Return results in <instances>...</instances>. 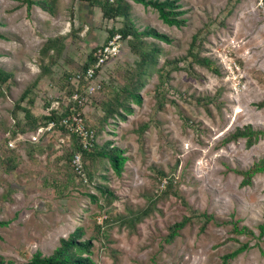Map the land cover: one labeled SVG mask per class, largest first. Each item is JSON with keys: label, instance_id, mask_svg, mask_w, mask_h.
I'll list each match as a JSON object with an SVG mask.
<instances>
[{"label": "rangeland", "instance_id": "obj_1", "mask_svg": "<svg viewBox=\"0 0 264 264\" xmlns=\"http://www.w3.org/2000/svg\"><path fill=\"white\" fill-rule=\"evenodd\" d=\"M179 2L186 10L182 27L167 25L152 8L130 1L138 29L150 26L172 39L170 43L155 40L167 52L158 58L156 67L165 57L185 55L193 34L203 29L201 55L214 61L218 73L197 64L189 68V61H182L180 70L170 73V86L163 87L165 105L158 109L154 97L158 78L153 72L139 91L141 101L131 102L133 111L126 119L111 122L95 137L99 144L111 140L128 157L119 177L107 165L103 171L107 179L97 180L118 196L111 206L99 209L88 196L96 194L93 185L67 175L66 159H58L68 150L69 134L43 130L37 142L42 152L28 157L19 150L17 166L10 172L1 158L6 147L17 144L16 140L5 144L6 128L13 122L10 109L39 73L38 50L44 40L68 33L73 22L79 30L76 37L67 38L66 54L80 64L104 42L108 29L120 27L121 18H103L99 8L79 0H55L52 13L37 6L27 11L22 0H0V32L5 36L0 38V67L10 69L15 80L8 96H0V220L8 221L0 227V254L5 259L21 264L36 250L50 254L59 237L82 226L83 239L92 237V258L97 264H220L224 253L245 242L248 249L229 264H264V236L256 238L258 224L264 222V172L245 186L240 185L242 176L236 172L264 154V136L249 148L244 139L221 143L236 127L249 124L264 130V106H256L264 101V0ZM122 43L120 55L104 64L98 74L100 83L109 84L105 96L112 88V71H121L136 59L127 42ZM58 63L53 67L54 77L65 67L75 69L62 60ZM39 88L35 112L57 107L56 101L48 107L44 104L59 95L57 87L44 79ZM192 95L211 100L204 106ZM67 102L64 98L63 103ZM81 110L90 126L99 125L103 113L98 102L90 99ZM140 123L147 125L141 136L137 132ZM160 170L168 176H161ZM61 177H67L66 187L59 182ZM53 178L59 179L57 186L52 185ZM168 178L171 191L157 199L151 215L133 229L118 226L116 215L125 212L126 201L134 208L147 207L167 187ZM204 212L214 218L202 231ZM189 216L191 221L166 242L169 224ZM234 221L249 227L254 236L233 233L230 222ZM98 226L99 234L95 233Z\"/></svg>", "mask_w": 264, "mask_h": 264}, {"label": "trees", "instance_id": "obj_2", "mask_svg": "<svg viewBox=\"0 0 264 264\" xmlns=\"http://www.w3.org/2000/svg\"><path fill=\"white\" fill-rule=\"evenodd\" d=\"M88 4L91 7H97L100 9L101 16L106 19L121 18V25L118 28L108 29V34L103 43L107 42L114 34H120L121 40H125L130 52L136 56L132 64H127V67H123L121 71L115 69L112 71L110 77L111 90L108 93L109 96H105L104 92L109 88V84L99 82V87L94 89L89 95V100L92 99L94 103L98 102L102 111V115L99 118V125L90 126L83 117L84 126L93 131V137L90 140L89 148L84 147L83 139L75 132H69L68 129L62 123V118L72 116V114L81 112V107L78 106L72 96L76 93L83 95L84 88L90 84L91 80L86 76V72L89 68L94 69V73L97 75L103 70L101 66L95 67L97 58L94 55L96 47L89 51L87 57L83 63L77 64L73 62V59L69 54H66L67 38L69 36H77L78 28H75L73 22H71L70 31L66 34H56L54 36L47 37L38 50V75L28 83L20 95L12 103L10 109V118L13 122L8 127V137L5 140V144L11 140H16V146L6 147L5 152L2 155L1 161L5 165L7 172L12 171L17 166L19 160V150H24L28 157L32 156L35 152H42L43 149L39 148L37 141H32L29 138L19 139L20 135H26L29 132H34L40 126H47L52 122L51 130H59L61 132L70 135V143L67 145L66 150L61 156L65 158L64 166L67 168V175H74L78 178L79 183L84 180L88 184H92L96 190V194L88 193V196L99 207L104 209L111 206L114 200L118 199V196L114 191L106 184L99 183L97 180H106L107 175L103 173L106 166L109 165L118 177L124 171V164L128 157L124 154L125 150L113 144L111 140H107L102 144L96 142L95 137L101 133L104 127L115 120H125L127 115L133 111L131 102H140L141 96L139 91L143 88L147 78L153 73H157L158 81L154 87V97L158 99V109H162L165 105L166 91L163 89L165 85L170 86L169 80L171 78L170 73L174 70H180L179 65L182 61H189V68L194 64L208 68L218 73V66L214 61L206 56H202L201 52L204 51L203 42L205 41V34L202 35L203 29H199L193 34L189 43V47L185 55L179 57H165L161 66H157L158 58L167 54L159 42L155 40L170 43L172 39L164 32H160L153 27L144 26L142 29H138L131 16V3H140L145 8H152L156 11L158 18L167 25H174L182 27L186 23V19L183 15L186 10L183 9V5L179 0H79ZM25 4L27 11L32 6H37L41 10L52 13L55 0H22ZM70 16L72 14V8L69 7ZM73 15V14H72ZM81 28V27H80ZM0 38L4 39L5 36L0 32ZM152 39V40H150ZM64 63L72 64L75 69L68 68L63 69L61 75L54 77L53 67L58 65L60 61ZM79 75L77 85L73 83V77ZM49 79L50 83L57 87L60 91L57 97L47 98L44 104L48 107L53 101L58 103L57 107L50 108L46 113L35 112L37 106V94L40 89L41 81ZM15 83L14 74L9 69L0 67V96L3 98L8 96L10 87ZM64 98H67V104L63 103ZM199 104L207 106L210 97H195L192 95ZM257 107H263L264 101L256 103ZM21 114V116H20ZM146 123H140L137 132H140L146 127ZM95 131V134H94ZM264 136V130L253 129L251 125H244L242 127H236L234 131L228 133L223 137L221 143L236 142L239 139L245 140V147L249 148L255 144L260 137ZM12 147V148H11ZM46 148H50L46 145ZM75 153L80 154L82 171L84 176L76 170L75 165L72 163V158ZM69 171V172H68ZM238 174L242 176L240 181L241 186L251 184L253 177L256 174L264 172V154L255 160L247 169L237 170ZM159 174L163 177H167V173L163 170L159 171ZM73 176V177H74ZM64 177V176H63ZM59 181L63 187L67 186L66 179ZM72 178V177H71ZM162 178V177H161ZM83 179V180H82ZM52 185H56L57 178L52 179ZM167 187L160 193L158 198L150 201L147 207L134 208V206L126 201L125 212L116 215V219H119V227L127 226V228L133 229L135 225L149 215L152 214L153 204L157 199H161L171 191V179H167ZM87 185V184H86ZM174 192V191H173ZM175 193V192H174ZM204 217V221L201 225V230L204 231L208 222L213 220L212 214L201 213ZM109 218L113 217L109 214ZM107 222V219H105ZM191 221V217H184L182 220L169 224V232L165 235L164 240L170 242L177 234ZM229 221H223L226 223ZM8 221L0 220V227L7 225ZM233 226L232 232L235 234H247L254 236V232L247 226H240L238 221L230 222ZM259 234L256 237L260 239L264 236V222L258 224ZM84 228L82 226L75 227L66 237H59L58 245L53 249L52 253L44 255L41 251L36 250L29 259L21 264H97L92 258V237L83 239ZM100 233V226L95 233ZM1 238V235H0ZM248 242L241 243L238 247L230 252H226L221 256L220 264H229L230 261L235 259L239 254L248 249ZM0 264H13L12 260H7L0 254Z\"/></svg>", "mask_w": 264, "mask_h": 264}, {"label": "built area", "instance_id": "obj_3", "mask_svg": "<svg viewBox=\"0 0 264 264\" xmlns=\"http://www.w3.org/2000/svg\"><path fill=\"white\" fill-rule=\"evenodd\" d=\"M123 47V43L120 37V34L116 33L114 34L107 42L102 43L99 47L96 48L94 51V55L97 58L95 67L101 66V68L104 66V64L108 63V61L114 59L115 57L119 56L121 53V49ZM86 76L90 78L91 82L89 85H87L86 88L83 90V95L74 94L72 98L77 101V104L79 107L86 104L89 101L88 95L96 88L99 87V79L98 74L96 75L94 73L93 68H89L86 72ZM73 83L77 85L79 75H75L73 78ZM83 117L81 112H77L72 114V116H66L62 118V123H64V126L68 129L69 132H75L78 135L81 136L84 142V147L89 148L90 146V140L93 137V131L87 129L84 126L83 123ZM52 122H50L47 126H40L36 129V131L28 134L30 140L37 141L41 134L43 133V130H49L52 127ZM45 128V129H44ZM27 135V136H28ZM19 139H24V135H20L18 137ZM11 144V143H10ZM72 163L75 165L76 170L81 174L80 176H84V173L82 171V165H81V159L80 154L75 153L72 158Z\"/></svg>", "mask_w": 264, "mask_h": 264}]
</instances>
